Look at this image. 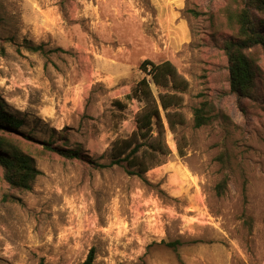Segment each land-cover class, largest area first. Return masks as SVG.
<instances>
[{"label":"rangeland","instance_id":"rangeland-1","mask_svg":"<svg viewBox=\"0 0 264 264\" xmlns=\"http://www.w3.org/2000/svg\"><path fill=\"white\" fill-rule=\"evenodd\" d=\"M246 3L0 0V104L23 122L0 136L37 171L21 188L0 165V264H82L91 250L93 264H264V49L247 51L254 77L242 96L223 50ZM249 11L264 35V12ZM145 60L171 62L187 86L147 77L157 104L180 103L173 126L162 108L154 119L147 143L160 142L141 149L151 167L141 178L110 163L146 106L131 98ZM204 102L217 118L195 128Z\"/></svg>","mask_w":264,"mask_h":264},{"label":"trees","instance_id":"trees-1","mask_svg":"<svg viewBox=\"0 0 264 264\" xmlns=\"http://www.w3.org/2000/svg\"><path fill=\"white\" fill-rule=\"evenodd\" d=\"M246 8L237 15L239 32L237 38L230 39L224 43L223 50L228 60L230 90L239 96L247 95L252 89L254 69L253 62L247 51L262 46L264 49V35L259 32L257 27L251 22L249 8L264 12V0H246ZM31 51L42 50V46H28ZM140 70L145 74L139 87L132 93L131 98L142 100L146 103L144 110L137 117V132L132 137L117 141L111 153L110 166L127 164V171L130 175H137L141 178L151 168L144 162V155H139L142 148L149 147L151 151H156L155 145L160 142V136L153 142L154 146H149L147 140L151 139L154 130V119H161L160 108L166 112V116L173 126L170 119L171 114L168 110L179 105L180 98L173 94L160 95V104L153 98L151 83L147 77L151 78L154 85L159 87L171 86L175 90H183L187 84L179 78L176 68L169 61L159 64L150 60H145L140 65ZM215 108L209 102H204L194 111V126L200 128L209 125L217 118L214 113ZM173 117V115H172ZM23 122L13 115L8 114L0 104V131L9 134L20 133ZM6 139L0 136V151L7 153V156L0 152V165L6 170V179L13 186L29 188V182L35 177L37 171L31 164L29 156L23 154L12 144L7 146ZM158 147V146H157ZM160 149V148H159ZM150 151V153H151ZM10 156H8L9 153ZM56 152L66 159H82L78 151H71L65 148L56 149ZM162 155H168V151H163ZM105 167V166H103ZM226 186L225 182L217 186V192L221 195ZM169 246H174L170 244ZM176 249V248H175ZM94 250H91L87 259L82 264H93L95 260Z\"/></svg>","mask_w":264,"mask_h":264}]
</instances>
